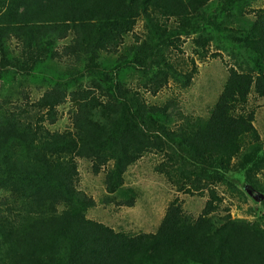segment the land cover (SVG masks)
<instances>
[{"label": "trees", "instance_id": "obj_1", "mask_svg": "<svg viewBox=\"0 0 264 264\" xmlns=\"http://www.w3.org/2000/svg\"><path fill=\"white\" fill-rule=\"evenodd\" d=\"M251 2L0 0V264H264V217L234 218L219 190L264 195L251 105L264 100V8ZM186 38L200 59L216 46L236 60L207 117L176 118L173 99L147 97L191 85L196 60L184 72L171 59ZM67 103L71 128L53 131ZM149 155L179 192L207 197L202 212L176 197L155 232L137 234L90 219L80 161L133 208L126 176Z\"/></svg>", "mask_w": 264, "mask_h": 264}, {"label": "rangeland", "instance_id": "obj_2", "mask_svg": "<svg viewBox=\"0 0 264 264\" xmlns=\"http://www.w3.org/2000/svg\"><path fill=\"white\" fill-rule=\"evenodd\" d=\"M252 8H264V0H252ZM142 31V22L137 27V32ZM132 40V38H130ZM182 47L183 53L171 54V59L178 66L179 70L186 71L193 68L191 59L196 60L198 73L195 75L188 88L182 87V82L171 81L169 86L156 97L147 96L156 104L165 103L173 99L176 103L173 116L179 117V113L192 117H207L209 109L217 101L224 83L228 76L229 66H236V60L228 51L217 50L216 46L211 48L205 59H200L193 52L191 40L186 38ZM219 52L222 55L213 58L212 54ZM66 67V65H62ZM85 81H89L88 72L84 71ZM17 78L22 79L21 76ZM3 82H0V88ZM5 93L8 94V87ZM40 96L34 91L32 102ZM251 105L257 109L255 126L264 140V100L251 97ZM69 103L59 109V121L51 127L53 131H64L71 128ZM161 158L157 155H149L133 166L126 176V186L138 191V199L133 208L119 207L117 204L122 200L120 196H110L105 190L103 174L94 175L91 166L86 161H80L81 183L79 188L96 200V207L88 212L90 219L108 225L117 231L130 233H152L155 232L161 223L166 209L170 202L179 197L183 201L185 211L198 216L207 201V197L199 195H187L179 192L177 187L170 184L165 176L156 171ZM230 182H234L238 189H244V179L237 174H228ZM261 182H264V171L259 175ZM226 185H221L219 190L225 196L224 207L231 209L234 218L248 221H257L264 217V195L249 189L247 196L232 197L227 191ZM108 197L112 200L108 201Z\"/></svg>", "mask_w": 264, "mask_h": 264}]
</instances>
